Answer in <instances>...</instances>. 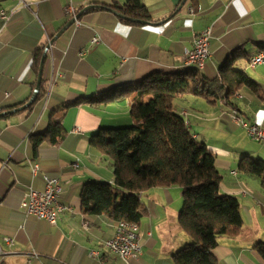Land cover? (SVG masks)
<instances>
[{
  "label": "crops",
  "instance_id": "crops-1",
  "mask_svg": "<svg viewBox=\"0 0 264 264\" xmlns=\"http://www.w3.org/2000/svg\"><path fill=\"white\" fill-rule=\"evenodd\" d=\"M115 1L124 4L127 0ZM109 2L24 0L27 6H19L16 0L0 6L5 11L16 8L6 24L0 21V109L5 108L0 113L29 100L37 77L32 69L33 54L53 40L43 65V88L33 103L0 116L1 264H124L103 246L114 235L116 223L106 215L81 212L79 194L84 183H113L111 164L89 144L91 136L100 129L132 124L129 105L133 89L151 74L195 69L185 66L181 56L193 37L206 28L211 29L210 55L204 68L196 70L200 76L216 77L220 66L235 55L244 54L250 60L264 52V0H186L182 5L181 0H141L149 20L137 25L124 23L104 9H88L78 18L79 26L72 24L54 39L70 20L67 6L72 5L78 13L85 6ZM94 37L98 41L91 43ZM248 62L238 57L234 67L264 92V63L251 68ZM51 77L54 85L45 100L43 93ZM242 88L227 100L210 103L199 98L207 103L206 112L178 108L195 139L206 143L207 135L197 130L209 122L208 117L214 115L211 109L219 103L216 117L229 137L232 151H225L221 162L225 171L230 170L223 180V194L238 199L242 226L237 234L218 239L212 250L216 264H264L254 248L264 243V189L256 178L238 173L237 165L232 170L242 156L264 160V148L249 146L248 140L254 141L229 118L233 109L248 123L264 126V99L248 88L240 93ZM109 97L115 99L103 100ZM58 117L61 139L56 144L43 143L34 155L30 136L43 132L50 120ZM201 136L204 139H199ZM206 144L215 155L216 167L213 150L221 149ZM35 164L38 170L33 175ZM43 175L58 178L60 183L57 202L65 209L54 225L24 217L20 209L27 188L44 190ZM139 199L145 213L137 231L140 255L132 264H173L171 255L191 239L177 223L181 188L154 187L142 192ZM91 251L96 255L90 256Z\"/></svg>",
  "mask_w": 264,
  "mask_h": 264
},
{
  "label": "trees",
  "instance_id": "trees-1",
  "mask_svg": "<svg viewBox=\"0 0 264 264\" xmlns=\"http://www.w3.org/2000/svg\"><path fill=\"white\" fill-rule=\"evenodd\" d=\"M11 1L16 0H0V6ZM105 5L125 17L119 18L124 23L137 25L149 20L141 0H127L124 4L110 0ZM41 56L39 48L32 60L35 73ZM238 57L249 61L247 55H235L220 66L214 78L198 75L195 68L154 73L134 87L129 105L132 124L100 129L89 140L109 160L113 183H84L79 194L82 214L106 215L115 223L125 221L139 226L145 213L139 199L141 193L154 187L179 186L182 205L177 223L192 241L171 255L173 264H216L212 250L218 239L237 234L242 226L240 204L234 196L219 192L221 176L215 167V155L206 143L195 139L184 118L175 111L174 101L191 95L214 103L227 100L241 87L264 99L260 87L234 67ZM42 86L41 79L40 90ZM108 99L115 97L103 100ZM62 135L61 117L51 119L43 132L30 136L32 152L35 155L43 143L56 144ZM237 172L256 178L264 189V160L242 156ZM254 248L264 259V243H257Z\"/></svg>",
  "mask_w": 264,
  "mask_h": 264
},
{
  "label": "built area",
  "instance_id": "built-area-1",
  "mask_svg": "<svg viewBox=\"0 0 264 264\" xmlns=\"http://www.w3.org/2000/svg\"><path fill=\"white\" fill-rule=\"evenodd\" d=\"M19 6H27L24 0H17ZM16 8L8 11L0 9V21L6 24L11 16L14 14ZM65 13L68 16H74V9L71 5L67 6ZM75 26L79 25L78 22L74 23ZM211 37V29L206 28L193 37L192 44L186 48L181 56L182 63L185 66H199L202 69L210 55L209 40ZM97 37H94L91 42L96 43ZM49 45L43 48L45 56L49 53ZM264 63V54L257 55L253 60H249L248 66L253 68L255 65ZM54 85V77H51L45 86L44 99L47 100L51 88ZM8 95L6 94V97ZM229 118L237 125L241 126L248 137L257 143H264V126L257 123H248L245 121L236 110H231ZM38 170V165L32 166V174L35 175ZM45 183L43 191H36L32 188H27L24 191L20 209L24 217H34L37 219L47 220L50 224H55L58 220L59 213L65 208L58 204L57 198L60 192V183L58 178L48 177L43 175ZM84 226H87L86 223ZM138 226L135 224L127 223L125 221L116 222L114 235L105 240L103 246L112 254H115L124 264H132L140 255V245L138 242ZM6 243L10 242L9 238L3 239ZM1 254V252H0ZM90 256H95L96 253L89 252ZM32 256H36L32 253ZM1 264V258H0ZM26 264H29L26 262Z\"/></svg>",
  "mask_w": 264,
  "mask_h": 264
},
{
  "label": "rangeland",
  "instance_id": "rangeland-1",
  "mask_svg": "<svg viewBox=\"0 0 264 264\" xmlns=\"http://www.w3.org/2000/svg\"><path fill=\"white\" fill-rule=\"evenodd\" d=\"M104 6H106V5H104ZM76 14H78V13H76V11L74 10V16L73 17L69 16L70 19H74L73 24L75 22H78V19H75ZM79 25H77V26H79ZM50 42H51V40H49L47 45H49ZM245 90L248 91L247 88H245V87L242 88L240 93H245L246 92ZM248 94H250V93H248ZM180 107L185 108L189 111H191V109H202L204 112H206L208 110L207 109L208 105H207V103H205V101H203L202 99H199V98L192 97L191 95H185L182 98H179V99L174 101V109L178 114H180V112H179V109H181ZM220 109H221V106L219 103H217L216 107L211 109V110H213V113H214V115H212L213 117L212 118L208 117V119H207L210 123L207 122L204 125L203 129L197 130V133H199L200 135L206 134L207 138H206L205 142L210 144L212 147H215L216 149H221L220 152H219V150H213V151L216 154L217 161H218L216 164V169L220 173V176H222V178H223L221 183H220V187L222 189L220 188V191H219L221 194H223V189L225 191V184L223 183V180H225V174H227L230 170L225 171V166H223L221 164V162L225 161V151H232V150H231L230 145H228L229 137L227 135V132L223 126L219 127L220 122L218 121V119L216 117L217 115H219ZM214 116H215V119H214ZM186 119H187V121H189L188 118H186ZM189 131L192 132L193 130L192 131L189 130ZM199 139H204V137L201 136V137H199ZM248 141L250 142L249 146H251L252 148H254V147L255 148H258V147L264 148V145L254 143L250 140H248ZM222 153H223V155H222ZM236 165H237V162H235V165L232 168V170H236ZM181 204H182V199H181ZM189 240H190L189 243H191L192 240L191 239H189Z\"/></svg>",
  "mask_w": 264,
  "mask_h": 264
},
{
  "label": "water",
  "instance_id": "water-1",
  "mask_svg": "<svg viewBox=\"0 0 264 264\" xmlns=\"http://www.w3.org/2000/svg\"><path fill=\"white\" fill-rule=\"evenodd\" d=\"M186 0H181V5L185 2ZM105 9V10H108L110 11L111 13H113L115 16H117L118 18H125L123 17L121 14H119L117 11L115 10H112L111 8L107 7V6H104V5H96V4H91V5H88V6H85L82 10H80L78 12V14H76L75 16V19H78L80 17V15L85 12L86 10L88 9ZM126 19V18H125ZM134 22H138L136 20H132ZM74 22V19H70L58 32L57 34L55 35L54 39H56L66 28H68L69 26H71ZM141 23H146L145 21H139ZM53 42V40L51 41V43ZM44 61H45V53H42V56H41V59H40V62H39V65H38V71H37V77H36V84H35V88H34V91L31 95V97L29 98V100L23 104L22 106H19V107H16L14 109H11V110H8V111H5V112H1L0 113V116H4V115H8V114H11V113H15V112H18V111H22L24 110L25 108H27L28 106H30L34 99L36 98V95H37V92L39 91V88H40V83H41V75H42V70H43V64H44Z\"/></svg>",
  "mask_w": 264,
  "mask_h": 264
},
{
  "label": "bare ground",
  "instance_id": "bare-ground-1",
  "mask_svg": "<svg viewBox=\"0 0 264 264\" xmlns=\"http://www.w3.org/2000/svg\"><path fill=\"white\" fill-rule=\"evenodd\" d=\"M260 54H264V52H261ZM257 55H259V54H257ZM256 55V56H257ZM256 56H253L250 60H253ZM198 70H201L202 69V67H199V66H195Z\"/></svg>",
  "mask_w": 264,
  "mask_h": 264
}]
</instances>
